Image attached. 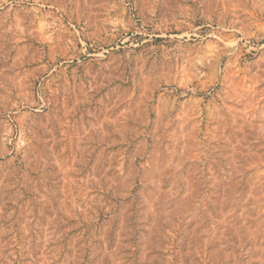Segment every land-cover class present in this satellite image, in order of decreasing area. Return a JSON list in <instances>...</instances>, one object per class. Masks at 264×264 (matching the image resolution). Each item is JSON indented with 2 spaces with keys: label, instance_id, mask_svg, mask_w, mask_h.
Returning <instances> with one entry per match:
<instances>
[{
  "label": "rangeland",
  "instance_id": "1",
  "mask_svg": "<svg viewBox=\"0 0 264 264\" xmlns=\"http://www.w3.org/2000/svg\"><path fill=\"white\" fill-rule=\"evenodd\" d=\"M0 264H264V0H0Z\"/></svg>",
  "mask_w": 264,
  "mask_h": 264
}]
</instances>
